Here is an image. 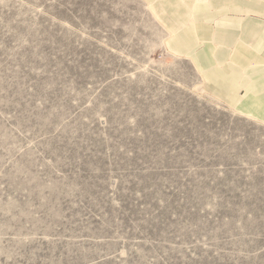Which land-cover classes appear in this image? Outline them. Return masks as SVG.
I'll list each match as a JSON object with an SVG mask.
<instances>
[{"label":"rangeland","instance_id":"374dc122","mask_svg":"<svg viewBox=\"0 0 264 264\" xmlns=\"http://www.w3.org/2000/svg\"><path fill=\"white\" fill-rule=\"evenodd\" d=\"M172 39L147 0H0V264H264V122Z\"/></svg>","mask_w":264,"mask_h":264},{"label":"crops","instance_id":"0c3cea01","mask_svg":"<svg viewBox=\"0 0 264 264\" xmlns=\"http://www.w3.org/2000/svg\"><path fill=\"white\" fill-rule=\"evenodd\" d=\"M209 92L264 122V0H147Z\"/></svg>","mask_w":264,"mask_h":264}]
</instances>
